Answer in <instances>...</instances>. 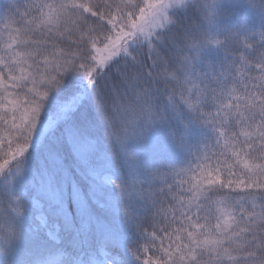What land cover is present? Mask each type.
Returning a JSON list of instances; mask_svg holds the SVG:
<instances>
[{
	"label": "snow or ice",
	"instance_id": "obj_1",
	"mask_svg": "<svg viewBox=\"0 0 264 264\" xmlns=\"http://www.w3.org/2000/svg\"><path fill=\"white\" fill-rule=\"evenodd\" d=\"M0 264H264V0H0Z\"/></svg>",
	"mask_w": 264,
	"mask_h": 264
}]
</instances>
